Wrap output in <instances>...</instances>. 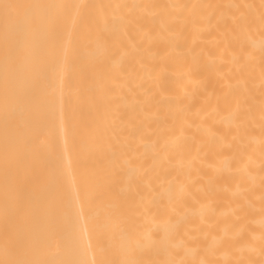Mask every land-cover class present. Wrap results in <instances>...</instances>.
Wrapping results in <instances>:
<instances>
[{
    "label": "bare ground",
    "instance_id": "1",
    "mask_svg": "<svg viewBox=\"0 0 264 264\" xmlns=\"http://www.w3.org/2000/svg\"><path fill=\"white\" fill-rule=\"evenodd\" d=\"M0 264H264V0H0Z\"/></svg>",
    "mask_w": 264,
    "mask_h": 264
}]
</instances>
